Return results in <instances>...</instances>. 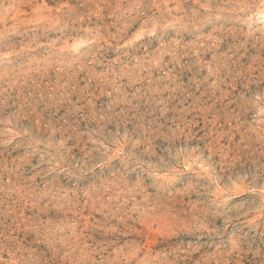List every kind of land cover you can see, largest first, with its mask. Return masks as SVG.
<instances>
[{
	"label": "rangeland",
	"instance_id": "1",
	"mask_svg": "<svg viewBox=\"0 0 264 264\" xmlns=\"http://www.w3.org/2000/svg\"><path fill=\"white\" fill-rule=\"evenodd\" d=\"M0 264H264V0H0Z\"/></svg>",
	"mask_w": 264,
	"mask_h": 264
}]
</instances>
